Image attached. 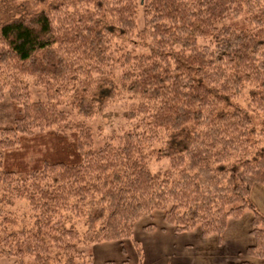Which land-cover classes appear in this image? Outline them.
I'll return each instance as SVG.
<instances>
[{
  "label": "trees",
  "instance_id": "trees-1",
  "mask_svg": "<svg viewBox=\"0 0 264 264\" xmlns=\"http://www.w3.org/2000/svg\"><path fill=\"white\" fill-rule=\"evenodd\" d=\"M134 35L143 50L115 59L118 41ZM208 38L211 45L200 43ZM116 61L118 77L104 70ZM113 76L136 99L130 127L118 144L95 147L86 119L114 98L111 87L95 96ZM26 77L45 101L30 100ZM245 84L264 114V0H63L1 21L0 96L7 92L12 119L0 125V200L26 199L34 224L6 230L0 256L90 264L93 244L131 238L154 210L177 232L198 226L208 236L249 209L254 242L246 254L264 257V214L249 196L264 185V148H255L250 115L222 106ZM161 132L167 140L157 159L167 166L152 171L147 150Z\"/></svg>",
  "mask_w": 264,
  "mask_h": 264
},
{
  "label": "rangeland",
  "instance_id": "rangeland-1",
  "mask_svg": "<svg viewBox=\"0 0 264 264\" xmlns=\"http://www.w3.org/2000/svg\"><path fill=\"white\" fill-rule=\"evenodd\" d=\"M43 1V2H41ZM63 0H0V22L4 20H10L18 17L28 16L34 10L46 9L52 5L58 4ZM142 26L141 13L138 15V28ZM120 49L117 52L112 53V56L116 59L120 57L121 51L143 50L142 42L137 36H132L122 42ZM201 44L211 45V40L200 39ZM122 66V65H121ZM121 66L117 61L113 65L105 67L104 70H112L115 77L120 74ZM114 77V76H113ZM114 77V78H115ZM104 79V78H103ZM28 85L30 100H42L45 101L46 95L44 89L39 86L32 77L24 78ZM99 87L95 92L96 97L103 96L108 87L114 89V98L111 99L107 107L99 112L96 116L90 119H86V122L90 125L93 133V146L97 147L105 141H112L116 144L120 142V137L130 127V122L126 118L127 110L136 102L129 93H127L118 84L115 78L111 84L105 80H101ZM252 86L245 84L240 88V91L230 98L222 106L227 110H232L235 107L244 109L251 117V124L254 130L253 141L255 148L261 150L264 148V114L260 111H256L250 103V90ZM60 108L65 111H69L74 118H80L70 105L65 102L59 105ZM12 119L11 100L5 92L0 96V125L8 123ZM161 141L152 144L151 148L147 150L148 153V165L152 171H156L160 168L167 166V160L164 158L157 159L161 148L164 146L167 137L164 132L160 133ZM16 184V183H14ZM3 186H0V199L3 196ZM7 195V193L5 194ZM65 219H69V212H62ZM76 217H70L68 222L74 224L80 231L85 229L84 225L79 222ZM14 223V224H12ZM34 224V212L31 210L30 205L24 198H12L11 203H6L0 200V243L5 234V231H11L21 226H31ZM0 264H16L15 260L11 256H0Z\"/></svg>",
  "mask_w": 264,
  "mask_h": 264
},
{
  "label": "crops",
  "instance_id": "crops-1",
  "mask_svg": "<svg viewBox=\"0 0 264 264\" xmlns=\"http://www.w3.org/2000/svg\"><path fill=\"white\" fill-rule=\"evenodd\" d=\"M249 196L264 214V185L254 184ZM251 223L252 211L245 209L239 217L227 220L221 234L202 236L198 226L175 231L164 221L162 212L154 210L135 222L131 238L93 244L90 264H137L134 241L141 246L142 264H232L240 261L264 264V257L246 254L247 247L254 242ZM149 224H153L152 229L146 228Z\"/></svg>",
  "mask_w": 264,
  "mask_h": 264
}]
</instances>
